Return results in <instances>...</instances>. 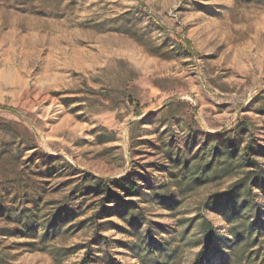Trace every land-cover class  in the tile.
Here are the masks:
<instances>
[{"label": "rangeland", "instance_id": "374dc122", "mask_svg": "<svg viewBox=\"0 0 264 264\" xmlns=\"http://www.w3.org/2000/svg\"><path fill=\"white\" fill-rule=\"evenodd\" d=\"M0 105V260L193 264L205 218L202 264L264 262V0H0ZM228 143L261 168L242 255Z\"/></svg>", "mask_w": 264, "mask_h": 264}, {"label": "trees", "instance_id": "16d2710c", "mask_svg": "<svg viewBox=\"0 0 264 264\" xmlns=\"http://www.w3.org/2000/svg\"><path fill=\"white\" fill-rule=\"evenodd\" d=\"M0 108L4 107L0 105ZM9 109L14 111L13 108ZM134 114L140 116L142 113L141 110L137 108ZM225 139L227 141L230 140L229 137H226ZM250 149L251 147L249 144H246L243 149L240 150L235 144L228 143V154L231 155L232 163L227 165L226 172H237L238 168H247L242 176L234 182L231 186L232 189L229 192V194H232L231 198H233V207L230 215L236 217V221L230 229L231 234L234 236L231 244L233 245L235 243L242 242L240 244L238 255H242L246 247L252 246L256 242L254 239L255 236L251 237L253 233V226L256 225V219L258 218V204L253 186L258 185L261 168L259 164H257V162L250 157ZM236 158H242V162H246L247 164H233ZM99 180L101 187H103L102 190L108 195V199L114 197L112 189L114 185H116V187H120L122 191L121 194L124 193L127 197H135L138 195V183L132 178L128 179L121 177L116 181L103 179ZM235 191L237 192V196L234 198L233 194ZM153 195L160 197L159 193H155ZM104 200H106V198ZM160 201H168L171 202V204L172 202L174 203L172 196H164ZM130 218L141 223L138 213L130 212L129 218L124 217L123 219L127 221ZM200 231L203 234L205 244L196 253L193 264H202L208 258L205 251L208 249L209 245L213 244V225L205 218L200 220ZM91 261L92 256L89 250H87L81 264H90ZM249 261L250 263L255 264L254 258ZM0 264L12 263L0 260ZM258 264H264V262H259Z\"/></svg>", "mask_w": 264, "mask_h": 264}]
</instances>
